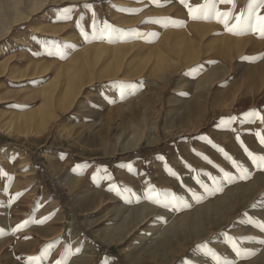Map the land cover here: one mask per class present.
Returning a JSON list of instances; mask_svg holds the SVG:
<instances>
[{"label":"rangeland","instance_id":"374dc122","mask_svg":"<svg viewBox=\"0 0 264 264\" xmlns=\"http://www.w3.org/2000/svg\"><path fill=\"white\" fill-rule=\"evenodd\" d=\"M15 1L0 264H264V0Z\"/></svg>","mask_w":264,"mask_h":264},{"label":"bare ground","instance_id":"6f19581e","mask_svg":"<svg viewBox=\"0 0 264 264\" xmlns=\"http://www.w3.org/2000/svg\"><path fill=\"white\" fill-rule=\"evenodd\" d=\"M2 2H3V0H1ZM17 2H20V0H16ZM16 1H15V3H16ZM33 2H32V5H31V13L33 12L34 13V11H36V10H39V9H41L44 5H45V0H32ZM4 3H6V2H4ZM8 4H9V2H8ZM0 6H1V4H0ZM7 9V7L5 8V6H4V4L2 5V7L0 8V24L3 26V27H5L6 26V17L8 16V10H6ZM30 16L31 15H27L26 17H24L25 18V20L26 19H29L30 18ZM33 16V15H32ZM31 16V17H32ZM203 26H205V25H202V28H203ZM200 28H201V25H200ZM207 28V27H206ZM7 29H11V27L9 26ZM196 29H198V27L196 28ZM204 29V28H203ZM208 29H209V27H208ZM199 30H201V29H199ZM202 31V30H201ZM5 31L3 30V31H1V35H5V33H4ZM7 33V32H6ZM232 38V37H231ZM230 38V39H231ZM233 39H234V37H233ZM172 74V72H169V73H167L166 75H164V77H162V79H163V81H167L168 82V80L170 79V75ZM255 73H253V75H254ZM253 75H251L250 74V76L249 77H251L252 78V80H251V82H253V79H254V76ZM256 76V75H255ZM260 76V75H259ZM261 77V76H260ZM259 78V77H258ZM257 78V79H258ZM259 79H261V78H259ZM256 80V79H255ZM257 81V80H256ZM250 82V81H249ZM248 82V83H249ZM181 83H182V81H180L179 83H178V86H180L181 85ZM258 83V82H257ZM257 83H255L254 85H257ZM252 84V83H251ZM250 84V85H251ZM249 85V86H250ZM252 86V85H251ZM248 87V86H247ZM246 87V88H247ZM256 87H258V85L256 86ZM251 88V87H250ZM253 88H254V86H253ZM259 90V89H258ZM246 91V90H245ZM79 92V91H78ZM78 92H76V94L78 93ZM242 92H243V90H242ZM247 92H249L248 90H247ZM264 92V91H263ZM72 94V93H71ZM256 95V94H255ZM259 95H260V93H259ZM263 95V94H262ZM253 96V95H252ZM264 96V95H263ZM73 97V96H72ZM237 99V98H236ZM253 101H255V100H257L258 98L255 96V97H253ZM262 99H264V97L262 98ZM264 101V100H263ZM87 107V105L85 104V102H83L82 103V105L80 106V108H86ZM203 107V104L202 103H199L198 105H193L191 108H190V110H189V114L190 115H193V116H195L198 112H199V110L201 109ZM61 108H64V107H61ZM169 125V124H168ZM229 138H231V137H229ZM231 141V140H230ZM138 143V142H137ZM137 143H135L134 145H136ZM231 146H233V145H231ZM235 147V146H234ZM236 148H233L232 147V149H231V151L232 152H236V150H235ZM177 155V154H176ZM238 155H239V153H238ZM176 158V160L178 159V156H176L175 157ZM247 164L248 165H250V162H248L247 161ZM252 166V165H251ZM72 179V177L71 176H69L68 178H67V180H71ZM178 218V217H177ZM105 233H107V229H104L103 230ZM108 239H110V240H112V239H123L124 237H125V235H123V236H121V237H117V238H115L114 236H111V235H107L106 236ZM74 246V244H72V247ZM88 248V247H87ZM74 251V247L72 248V250H71V252H73ZM88 260V259H87ZM83 264V263H82Z\"/></svg>","mask_w":264,"mask_h":264},{"label":"snow or ice","instance_id":"6c2138e0","mask_svg":"<svg viewBox=\"0 0 264 264\" xmlns=\"http://www.w3.org/2000/svg\"><path fill=\"white\" fill-rule=\"evenodd\" d=\"M181 2L183 3L184 0H181ZM221 3H231L233 4L234 6V0H220ZM203 7H206V5H200V6H197V8H193L191 7L190 5L188 6V10H189V14L193 16V18H197L195 15H193V13H195L198 8H203ZM212 7H215V5H212ZM217 17H223V16H229L230 14L229 13H220V12H217ZM236 20V23L232 25L231 28H229V31H234V30H240V31H243L245 29H247L250 24H249V21L247 19H242L241 16H237L235 18ZM220 22H223L225 23V26L227 27V20H222ZM255 30L259 32V34L261 36H264V16H260V17H257V23H256V26H255ZM249 115H256L255 113H250ZM234 119V118H233ZM260 119L262 120V122H264V117H260ZM259 136V134H257ZM259 139H260V143L261 144H264V136H259ZM245 151H247V149H245ZM249 157L252 158L255 161H259V163L264 166V156H260V157H254L253 154L251 152L248 153ZM159 197V193H155V192H152L149 196V199H156L157 202H158V198ZM262 229H264V226H261ZM33 258H29V260H32ZM59 264V262H58Z\"/></svg>","mask_w":264,"mask_h":264}]
</instances>
